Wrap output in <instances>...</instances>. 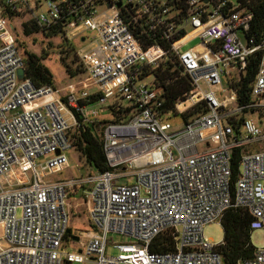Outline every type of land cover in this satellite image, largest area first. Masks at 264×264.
Wrapping results in <instances>:
<instances>
[{
	"label": "built area",
	"instance_id": "2783aa9c",
	"mask_svg": "<svg viewBox=\"0 0 264 264\" xmlns=\"http://www.w3.org/2000/svg\"><path fill=\"white\" fill-rule=\"evenodd\" d=\"M32 1L0 5V240L7 246L0 247V264H225L218 245L204 237L206 225L221 223L235 208L248 211L252 230H264V118L258 124L250 117L264 111V42L245 39L252 13L236 0H186L184 16L182 0H47L48 10L40 13ZM6 7L29 10L42 28L62 21L64 37L80 40L77 55L98 92L62 96L52 86L20 79L24 56ZM137 29L170 42L182 73L193 81L194 92L176 105V114L207 104V111L183 120L180 129L170 122L173 113L163 112L161 92L147 83L153 76L139 79L143 66L156 68L166 52L157 42L144 49ZM89 31L97 34L95 42L85 36ZM196 37L200 45L180 52L183 42ZM260 51L252 100L239 105L233 83ZM93 95H100L98 102L85 105ZM110 100L108 106L129 111L125 119L101 125L108 170L48 180L68 166L75 111L96 123L102 109L104 118L111 116L105 106ZM242 115L237 130L234 120ZM236 150L240 174L232 185ZM79 190L94 230L82 233L85 249L74 254L65 240L66 205ZM167 231L177 234L176 250L152 252V242ZM77 238L72 234L69 240ZM238 264H264V247Z\"/></svg>",
	"mask_w": 264,
	"mask_h": 264
},
{
	"label": "trees",
	"instance_id": "16d2710c",
	"mask_svg": "<svg viewBox=\"0 0 264 264\" xmlns=\"http://www.w3.org/2000/svg\"><path fill=\"white\" fill-rule=\"evenodd\" d=\"M52 2H59L63 0H50ZM75 0H66L65 4ZM240 3L241 9H246L253 15L252 22L250 23V30L245 33V39L250 40L251 37L255 38L256 43L264 42V0H236ZM0 5H4V0H0ZM178 8L181 10V15H186L187 4L186 0H182ZM22 13H14L6 7L4 9V16L10 21L20 16ZM63 22L54 25L50 28H42L35 21L27 20L22 23L23 35L27 38L34 34H41L45 39L52 38L54 36H64ZM138 38L144 46V49L157 42L166 52V57L163 62L156 68L151 65H145L142 68L141 73L138 75L139 79H144L147 76H153L154 87L161 92V97L164 99L163 112L171 111L173 116H176V105L184 102L188 99L189 95L194 92V84L188 75L182 73V69L179 66L177 57L171 50L170 42L161 40L159 36H151L149 33L142 32L137 29ZM184 36L177 37L179 40ZM64 49L62 53L66 55V58H62L61 62L64 66L67 74L70 77H75L78 74L85 73V69L81 63L79 67L72 69L73 67L67 63V58L71 53H76V45L74 42L68 41L66 38ZM52 46V42L49 43ZM18 46L24 56V65L26 70V78L30 79L36 87L52 86L55 88L54 77L50 70L43 64V60L46 58L38 56L35 53L29 52L25 48V44L21 43L18 39ZM263 57V51L256 52L249 58V62L246 70L241 73L240 80L233 83V87L238 94L239 105H247L251 102V87L254 79L258 73L259 65ZM76 63V62H75ZM75 63H71L75 65ZM100 95H93L87 101H84L85 105H95L99 100ZM119 105L108 106L111 116L102 119L98 123H86L84 122L81 114L75 111V118L77 125L69 132V138L72 144V148L77 151L85 160L87 166L95 172H104L108 170V163L103 149V127L101 126L107 122H119L127 117L129 109H119ZM122 108V107H121ZM125 110V111H124ZM207 111V104L202 102L197 107L191 109L185 114H181L183 120L197 115L199 113ZM125 112V113H124ZM245 113L247 111H244ZM264 118V111H259L257 114L258 124L262 123ZM109 119V121H108ZM244 120L242 115L238 120H234L235 128L238 130ZM240 155L241 150H236L233 155V177L232 185H235L240 174ZM251 222L252 217L248 211L243 209H229L222 221L223 229V241L218 245L217 250L221 254L225 264H238L253 258L255 247L251 242ZM72 236L71 230L66 235V241ZM177 234L171 231H167L158 237L151 244L150 250L157 253L173 252L176 250Z\"/></svg>",
	"mask_w": 264,
	"mask_h": 264
},
{
	"label": "rangeland",
	"instance_id": "374dc122",
	"mask_svg": "<svg viewBox=\"0 0 264 264\" xmlns=\"http://www.w3.org/2000/svg\"><path fill=\"white\" fill-rule=\"evenodd\" d=\"M40 1V2H39ZM32 10L35 13L46 12L48 10V2L47 0H33L30 3ZM104 11V9H102ZM29 10L21 12L22 14L16 17L13 22V26L16 28V32L18 35V39L21 43L25 44V48L32 53L37 54L38 56H44L46 59L43 60V64L50 70L54 77L55 88L57 92L65 96L66 94L80 91H88L89 93L98 92L99 88L97 84L91 79L87 72L83 74H78L75 77H70L64 66L62 65L61 59L66 58V55L62 53L64 49L63 44H65L64 36H54L49 39H45L41 34H34L33 36L27 38L23 35L21 24L27 20H30ZM192 29L189 27L187 32L191 33ZM89 38V41L95 42L97 34L95 32L89 31L86 35ZM52 42V46L49 43ZM201 39L199 37L196 38H188L187 41L183 42L179 47L180 52H185L193 47H196L201 44ZM77 46L80 43V40L74 42ZM75 63V65L71 63ZM67 63L70 64L73 70L79 65H81L80 59L76 53H71L67 58ZM153 81V77H151L147 83H151ZM225 83V80H224ZM221 97L220 94H218ZM113 101H107L105 106L108 104H113ZM120 104L126 105V102L120 101ZM104 114H105V109ZM104 114L101 115L100 120L96 123L102 121V118L106 117ZM250 117L257 120V115H250ZM170 122L174 129H180L183 125V119L180 115H176L171 117ZM72 129L75 128L76 122L72 121ZM68 156V166L58 173L48 175V180L56 181V180H70L74 179L77 176L84 175L86 172L91 169L87 166L85 160L82 156L75 151L74 149H70L66 151ZM80 168V169H78ZM28 173H30L29 168L26 167ZM132 181L131 183H133ZM66 210L69 217V229L72 231L73 236L77 235V240H69L66 246L74 253L80 254V251L85 249V245L87 243V238L82 236L83 232H92L94 227L92 226L91 219L89 217V205L84 199V192L79 190L73 199L67 202ZM19 211L18 214H20ZM177 232H181V227L177 229ZM2 234V228L0 227V235ZM81 234V235H80ZM113 237L114 242L123 241V237L118 234H109V238ZM204 237L207 238L212 244L220 245L223 241V229L220 222H214L212 224H208L204 228ZM1 239V237H0ZM251 242L256 249H260L264 247V230L256 229L251 232ZM0 247H7L5 242L0 240ZM111 254H116V252L111 249ZM70 264H84L80 260H75Z\"/></svg>",
	"mask_w": 264,
	"mask_h": 264
},
{
	"label": "water",
	"instance_id": "95a60500",
	"mask_svg": "<svg viewBox=\"0 0 264 264\" xmlns=\"http://www.w3.org/2000/svg\"><path fill=\"white\" fill-rule=\"evenodd\" d=\"M120 6H121V4L119 3V4H118V7H120ZM18 75H19V78H20V79H24L25 76H26V71H25V69H24V68H21V69L19 70V72H18ZM69 232H70V229L67 230V233H69Z\"/></svg>",
	"mask_w": 264,
	"mask_h": 264
},
{
	"label": "crops",
	"instance_id": "0c3cea01",
	"mask_svg": "<svg viewBox=\"0 0 264 264\" xmlns=\"http://www.w3.org/2000/svg\"><path fill=\"white\" fill-rule=\"evenodd\" d=\"M40 2V1H39Z\"/></svg>",
	"mask_w": 264,
	"mask_h": 264
}]
</instances>
